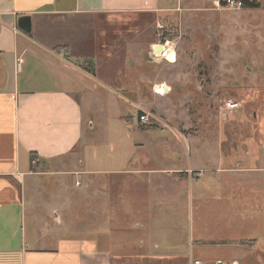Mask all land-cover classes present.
<instances>
[{
    "label": "crops",
    "instance_id": "0c3cea01",
    "mask_svg": "<svg viewBox=\"0 0 264 264\" xmlns=\"http://www.w3.org/2000/svg\"><path fill=\"white\" fill-rule=\"evenodd\" d=\"M212 2L219 7L218 0ZM194 4L193 0H0V264H189L193 257L204 264L195 252L203 247L212 254L208 260L217 264L221 261L214 258H235L230 256L234 249L218 245L241 240L238 231L230 230L234 225L230 218L239 217L237 211L221 217L225 224L218 217L214 221L212 213V227L219 222L217 233L224 229L231 234L214 239L207 235V240L201 234L199 239L209 245L196 248L194 232L189 223L184 231L181 220L190 219L194 202L199 207L205 203L214 207L229 200L223 196L229 193L228 182L218 179L229 171L225 164L228 153L215 148L207 150L208 154L204 150L192 153L190 146L187 151L183 146L179 149L170 135L169 163L144 167L147 160L132 159L134 149L142 146L134 136L154 129L153 120L161 121L157 129L166 131L162 115L143 107L149 105L143 103L144 94L153 104L155 97L159 100L168 95L172 83L188 81L174 70L178 61L185 62L177 47H172L176 37L165 39L171 45L165 48L167 56L161 51L154 55L152 47L159 44L163 23L177 31L182 6L198 9ZM20 15H30L29 33L18 28ZM254 53L255 61V49ZM17 57L22 60L18 70ZM119 57L122 67L117 69ZM163 57L169 72L149 67V61L159 63ZM86 58L93 61L92 73L81 64ZM256 69L252 70L258 85L256 106L261 101L252 116L253 147L246 139L237 145L242 151L237 170L242 174H264V96L259 99V91L264 94V79L256 81ZM159 85H165L166 92L154 93ZM122 100L138 114H148V122L133 123ZM221 110L223 105L219 109L222 120L223 111H232ZM189 137L195 142L206 139ZM210 172L216 174L211 187H220L219 192L213 196L209 190L211 198L202 202L206 192L198 183ZM68 175L82 180L75 181L77 187L82 186L78 203H84L88 188L98 194L108 190V201L114 203V211L109 212L114 219L112 230L106 226L107 216L97 215L92 227L60 230L56 238L51 237L53 228L59 230L64 223L60 217L53 224L50 211L62 208L52 207L50 192L46 195L40 190V179L63 178L58 183L61 189L67 188ZM100 177L107 178L102 186ZM26 182L30 188L27 197ZM121 211L125 221L117 227ZM190 216L194 219V214ZM203 216H199V226ZM122 250L125 263L118 262ZM239 251L245 255L243 248Z\"/></svg>",
    "mask_w": 264,
    "mask_h": 264
},
{
    "label": "rangeland",
    "instance_id": "374dc122",
    "mask_svg": "<svg viewBox=\"0 0 264 264\" xmlns=\"http://www.w3.org/2000/svg\"><path fill=\"white\" fill-rule=\"evenodd\" d=\"M193 1L198 9L185 10V7L190 8L189 5L182 6L184 10L178 12L179 25L176 34L169 33L166 38L171 40L176 37L172 41V47L174 49L177 47V50L181 52V61L183 58L185 64L183 61L181 63L178 61L174 70L182 77H187L188 81L182 82L180 85L172 83L168 95L159 100L155 97L153 104H151L152 101L148 98V94H144V97H142L143 103L149 105H143V107L148 109L150 107L156 110V113L162 115L166 121V131L157 129L161 121L153 120L155 122L153 123L154 129L147 128L145 132L134 136L136 143L142 146L138 150L134 149L132 159L134 162L147 160L144 167H160L162 162L169 163L171 161L168 159L169 148L171 147V143H169L171 142L170 135H174V147L179 149L184 147L183 149L187 151L190 146L192 153L194 150H204L205 154H208L215 148L220 149L223 154L228 153L225 164H227L229 171L221 174L218 179L221 182H228L226 191L229 193L223 196H227L226 198H229V200L226 199L227 202H224L222 198V204L220 206L215 204L214 207H212V203H205L204 206L199 207V204L194 202L190 206L191 210L189 208L190 219V215L194 214L193 222L187 217L181 218L183 220L182 228L185 231L188 228L186 224L189 223L190 230L194 232V237L197 238L196 243H194L195 248L196 245H209L199 239V237H202L201 234H204L205 240H207V235L208 239L221 236L224 238L223 235H230L231 231L224 229L219 230L220 233L218 234L217 224L219 222L213 227L212 224L216 217L219 220L221 217L228 215L227 212L232 214L237 211L239 217H236L235 214L230 218L232 224L234 223V225H231L230 230L238 231L241 240L225 241V245H218L223 248L234 249V252H230V256L235 258L230 259V257L225 256L214 258V260L219 259L221 264H233L237 259L236 264H264V174H242L238 173L237 170L239 168L237 166L238 160L242 156V151L238 149L237 145L240 142L242 145V142L246 139V141H249L250 147H253L252 135L255 127L252 116L256 109L258 111L257 106L260 105L259 102L261 101L258 100L256 106L254 98H256L258 85L253 81L252 70L254 67L257 68L255 72L257 74L256 81H263L264 0H249L260 6V8L242 6L237 10L219 8L222 5V0H218L219 7L213 5V0ZM255 23L257 26H255ZM124 29H128V27H124ZM148 30L151 32L152 26ZM160 30L164 34V28ZM162 34L158 37L160 38L159 44L163 41ZM167 46L171 45L167 44ZM254 49L257 51L256 62L253 58V54L255 55ZM120 50H124V46H121ZM165 62L163 57L159 63H151L150 61L148 63L150 68H163L169 72L168 64ZM128 63V60H126L124 70L128 67ZM82 65L85 66V64ZM115 67L117 69L122 67L120 57L115 62ZM171 72L174 73V71ZM259 92L261 96L259 99H261L264 94L261 95V91ZM132 99L135 98L132 97ZM226 100L238 102L239 106L225 114L221 110L224 115L222 120L220 119L219 109ZM122 102L132 116L133 123H136L138 111L128 102L123 100ZM243 120L244 122H242ZM190 134L205 137L206 139L201 138V141L206 142V144L190 139ZM162 158L165 160H162ZM249 163H252V161H249ZM215 175L210 172L203 177L205 181L201 179L198 183L205 189H203V192H206L204 198L201 197L202 202H207V199L211 198L208 196L209 190L211 193L213 191V196L216 192H219L220 187L217 190L211 187L215 185V183H212V181H216ZM44 178L40 179L42 184L40 190L45 192L46 195L50 192L51 202H53L52 207L62 208L59 211L57 208H52L50 211V220L53 224L60 217L63 218L64 223L59 230L53 228L54 230L50 232L52 238H56L57 234L61 232L60 230L76 232L82 225H85L86 228L96 225L97 215L107 216V219H105L107 221L106 226L112 227L111 230L115 227L114 219L109 215L110 209L114 211V203L112 201L110 205L108 201V190L105 194H98L93 187L88 188L84 203H78L77 194L81 191L82 186L77 187L75 181L82 183L80 177L68 175L66 177L67 188L61 189L58 183H61L63 178L60 180H58L59 177L46 176ZM99 180L101 181L99 186H102L107 178L100 177ZM25 188L27 197V192L30 191L27 182ZM135 198L136 196L132 198L134 203ZM117 203L115 209H118ZM212 213L215 214L212 216L215 217L214 221L210 218ZM201 215L204 216L203 220H200L202 223L199 226V216ZM119 216H121L118 220L120 223L117 224V227L124 224V211H121ZM224 218L220 219L222 224H225ZM168 222L170 221H165V224L169 225ZM212 228L215 231L210 232V230H213ZM242 248L245 250V255L239 251ZM207 250L203 247L196 249L195 252L197 251L198 257L205 261L204 264H217L208 260L212 254ZM193 259L199 260V258L194 257ZM118 262L125 263L123 250L118 252Z\"/></svg>",
    "mask_w": 264,
    "mask_h": 264
},
{
    "label": "built area",
    "instance_id": "2783aa9c",
    "mask_svg": "<svg viewBox=\"0 0 264 264\" xmlns=\"http://www.w3.org/2000/svg\"><path fill=\"white\" fill-rule=\"evenodd\" d=\"M222 5L220 7L222 8H227V9H231V10H237L242 8L243 4L241 2V0H222ZM217 5H219V2H217ZM14 30H16L15 28H13ZM162 51L161 53L164 52V49L169 47L167 46V41L162 42ZM152 53L154 55L158 54L157 51L155 50V47H152ZM21 58L17 57L15 59V68L18 70L21 64ZM165 85H159L157 86L158 88H154L153 91L156 94H163L164 92H166V87L164 88ZM239 103L238 102H234L232 100H226L223 102V110H235L236 108H238ZM148 114H146L145 112H140L138 114V120L141 123H147L148 122ZM189 264H201V261L198 259H192ZM233 264H236V262L234 261Z\"/></svg>",
    "mask_w": 264,
    "mask_h": 264
},
{
    "label": "trees",
    "instance_id": "16d2710c",
    "mask_svg": "<svg viewBox=\"0 0 264 264\" xmlns=\"http://www.w3.org/2000/svg\"><path fill=\"white\" fill-rule=\"evenodd\" d=\"M242 4H243V7H258L257 4H254L253 1H249V0H241ZM222 3V2H221ZM163 27L164 28V34H162V39L164 42V40L169 36V33H171V31H174V33L176 34V30L174 27L170 26L169 23H163ZM81 64H85V66L83 65V67L86 69L87 72L89 73H92L93 72V61L92 59L90 58H86V59H83L82 60V63ZM30 159H34V155H30ZM33 167H31L32 169Z\"/></svg>",
    "mask_w": 264,
    "mask_h": 264
},
{
    "label": "water",
    "instance_id": "95a60500",
    "mask_svg": "<svg viewBox=\"0 0 264 264\" xmlns=\"http://www.w3.org/2000/svg\"><path fill=\"white\" fill-rule=\"evenodd\" d=\"M17 26L20 30L25 33H29L31 31V17L30 15H20L17 18ZM155 50L162 51V44H157L155 46Z\"/></svg>",
    "mask_w": 264,
    "mask_h": 264
},
{
    "label": "bare ground",
    "instance_id": "6f19581e",
    "mask_svg": "<svg viewBox=\"0 0 264 264\" xmlns=\"http://www.w3.org/2000/svg\"><path fill=\"white\" fill-rule=\"evenodd\" d=\"M162 55H164V56L169 55V54H168V51H167L166 49H164V52L162 53Z\"/></svg>",
    "mask_w": 264,
    "mask_h": 264
},
{
    "label": "flooded vegetation",
    "instance_id": "af4514ba",
    "mask_svg": "<svg viewBox=\"0 0 264 264\" xmlns=\"http://www.w3.org/2000/svg\"><path fill=\"white\" fill-rule=\"evenodd\" d=\"M157 53H159V51L157 50Z\"/></svg>",
    "mask_w": 264,
    "mask_h": 264
}]
</instances>
